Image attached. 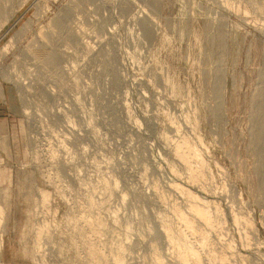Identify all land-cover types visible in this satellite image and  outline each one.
I'll use <instances>...</instances> for the list:
<instances>
[{"label": "rangeland", "instance_id": "rangeland-1", "mask_svg": "<svg viewBox=\"0 0 264 264\" xmlns=\"http://www.w3.org/2000/svg\"><path fill=\"white\" fill-rule=\"evenodd\" d=\"M263 96L264 0H0V264H264Z\"/></svg>", "mask_w": 264, "mask_h": 264}, {"label": "bare ground", "instance_id": "bare-ground-1", "mask_svg": "<svg viewBox=\"0 0 264 264\" xmlns=\"http://www.w3.org/2000/svg\"><path fill=\"white\" fill-rule=\"evenodd\" d=\"M76 1V0H75ZM81 1L82 0H79V2L81 3ZM77 4V3H76ZM67 9V8H66ZM69 10V9H68ZM68 10H65L61 15H57V16H55L52 20H53V27L55 28H52V27H50V28H52V29H54L53 31H50L49 33L47 32H44V31H42V30H40V31H38L37 33H38V35H36L35 36V39L33 38V40H34V44H31L30 42L28 43V44H30L29 45V49H31V48H35V47H37V49L38 48H45V50H47L46 48L47 47H50V49H48L46 52H44L45 54H42V53H40V54H42L43 56H41L43 59V61L42 62H44L43 64H45V65H47L46 63H48V65H55V64H57V62H58V58H59V55H58V53L59 52H57L58 50H55L54 48H51L52 46L51 45H49L48 44V46H46V42L44 43L43 41H49L50 39H48L47 37L50 35H55L58 31L59 32H61V33H59V34H63L62 33V31L63 32H67V33H65V36H67L66 34H68V36H69V38L71 39V40H73V42H75L74 40L76 39H74V37H75V34H77L76 32V30H75V33L73 32V30L72 29H69L70 27L68 26V25H66V23L65 24H63L62 22H64V19H65V17H66V14H68L69 12H68ZM55 19V20H54ZM29 20V19H28ZM29 22V21H28ZM27 22V23H28ZM35 22V21H34ZM49 23V22H48ZM51 24H52V21L50 22ZM24 26V25H23ZM46 26H47V24H46ZM49 26V25H48ZM56 26V27H55ZM65 26H68L67 28L68 29H65ZM25 27V26H24ZM24 27H22V28H24ZM21 28V29H22ZM47 28H49V27H47ZM50 30V29H49ZM57 31V32H56ZM18 32V31H17ZM44 32V33H43ZM55 33V34H54ZM44 35V37L45 38H47V40L46 39H43V41H42V36ZM63 36V35H62ZM78 36V35H77ZM43 37V38H44ZM69 39V41H71ZM79 39V38H78ZM67 40H68V38H67ZM47 41V42H48ZM72 42V41H71ZM80 42H81V40H80ZM80 42H79V44H80ZM48 43H50V42H48ZM68 43V42H67ZM70 44V43H69ZM74 44H76V43H74ZM56 45V44H55ZM33 49H31V51L30 52H33L32 53V55L33 56H35V54H36V52L38 51H36V50H33ZM25 50V49H24ZM33 50V51H32ZM42 50V49H41ZM34 51H36V52H34ZM40 51V50H39ZM27 54V53H26ZM40 54H38V55H36V56H38V58H39V55ZM31 56V55H30ZM40 57V58H41ZM32 58H34V57H32ZM38 58H36L35 57V59H38ZM38 61H40L41 62V60L39 59ZM39 64V63H38ZM41 64V63H40ZM220 76V75H219ZM214 80V79H213ZM216 80V79H215ZM216 83V82H215ZM216 88V87H215ZM217 88H218V86H217ZM212 89H213V87H212ZM218 90V89H217ZM217 92V91H216ZM215 93V92H214ZM213 93V94H214ZM261 93H262V91H261ZM217 95V94H216ZM261 95V94H260ZM260 95H258L259 97H260ZM219 97V96H218ZM264 97V96H263ZM216 98V97H215ZM216 104H217V102H216ZM219 104V103H218ZM260 104H261V102H260ZM259 104V105H260ZM219 106V105H218ZM262 106V105H261ZM214 107H216L215 105H214ZM220 107V106H219ZM257 107L259 108V106L257 105ZM256 109V111L255 112H257V114L258 115H261L262 113H263V109H264V107L263 108H261L260 107V109ZM255 109V108H254ZM218 110V109H217ZM214 111V110H213ZM216 111V110H215ZM255 118H259L260 116H254ZM260 119V118H259ZM263 119H264V117H263ZM263 119H260V120H263ZM257 120V119H256ZM255 120V121H256ZM259 121V120H258ZM254 122V121H253ZM256 123H258L257 121H256ZM254 125L255 124H253V127H254ZM255 128V132H254V134L253 135H255V139H256V144H260V141H263V138H264V120L259 124L258 123V125H256V127H254ZM252 132V131H251ZM254 137V136H253ZM254 138H252V140H253ZM264 143V142H263ZM254 144V143H253ZM253 144H251V145H253ZM261 145V144H260ZM262 146V145H261ZM260 147V146H259ZM253 149H255V148H253ZM264 149V148H263ZM257 150V149H256ZM258 151V150H257ZM255 152V151H254ZM264 152V151H263ZM260 153V152H259ZM262 153V152H261ZM261 153H260V155H261ZM263 155V154H262ZM259 157V156H258ZM261 157V156H260ZM264 157V156H263ZM262 157V158H263ZM264 160V159H263ZM263 163V162H262ZM260 171H262V170H260ZM262 175V174H261ZM264 175V174H263ZM261 177V176H260ZM260 179V178H259ZM264 185V184H263ZM262 185V186H263ZM259 188V187H258ZM261 188V187H260ZM262 188H264V187H262ZM259 191H261L260 189H259ZM260 195V194H259ZM260 197V196H259ZM261 201V200H260ZM262 204V203H261ZM264 204V203H263ZM1 209V208H0ZM200 212V211H199ZM37 247V246H36ZM36 251V250H35Z\"/></svg>", "mask_w": 264, "mask_h": 264}]
</instances>
